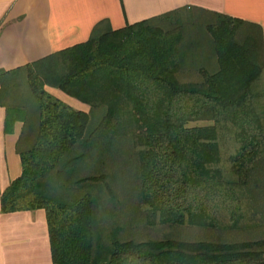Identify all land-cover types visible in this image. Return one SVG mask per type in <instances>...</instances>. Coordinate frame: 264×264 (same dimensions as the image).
Returning <instances> with one entry per match:
<instances>
[{
  "label": "trees",
  "instance_id": "1",
  "mask_svg": "<svg viewBox=\"0 0 264 264\" xmlns=\"http://www.w3.org/2000/svg\"><path fill=\"white\" fill-rule=\"evenodd\" d=\"M0 79L8 130L24 124L2 213L45 210L53 264H264L260 27L186 8Z\"/></svg>",
  "mask_w": 264,
  "mask_h": 264
},
{
  "label": "crops",
  "instance_id": "2",
  "mask_svg": "<svg viewBox=\"0 0 264 264\" xmlns=\"http://www.w3.org/2000/svg\"><path fill=\"white\" fill-rule=\"evenodd\" d=\"M186 8L257 25L264 36V0H0V71H18L86 43L98 28L119 31ZM46 90L90 112L59 90ZM6 120L7 109L0 105V264H53L46 211L2 213L3 193L23 173L24 124L8 130Z\"/></svg>",
  "mask_w": 264,
  "mask_h": 264
},
{
  "label": "rangeland",
  "instance_id": "3",
  "mask_svg": "<svg viewBox=\"0 0 264 264\" xmlns=\"http://www.w3.org/2000/svg\"><path fill=\"white\" fill-rule=\"evenodd\" d=\"M130 192H132V191L130 190ZM130 192H127V193L124 192V194L120 195V198H121V201H122V205L120 206L121 209H119V211L117 212L118 218H119V221L120 220L121 221H124V224L127 226V229H126L127 235L132 236V237L141 236V238L144 240V239L147 238L144 235L148 232V230H146L144 227H142V229H140L141 226H138V225L137 226L134 225V224L133 225H130V224L128 225L125 222V220H126V218L128 216L129 207H131L130 204L131 205L134 204V201L136 200V197L133 199L132 194ZM110 221L111 220H109L108 224H110ZM129 226H131V227H129ZM157 232H155V233L152 232V233L153 234H156L157 236H161L162 233H160V232L157 233ZM168 233L170 234V238L172 236H179L180 237V233H183V238L184 239L188 238V236L191 235V234L188 233V231H185V230H182V232H180L179 234L177 233V230H175V231H168ZM157 236H155V237H157Z\"/></svg>",
  "mask_w": 264,
  "mask_h": 264
}]
</instances>
